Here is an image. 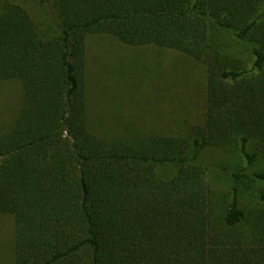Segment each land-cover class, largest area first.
<instances>
[{
    "label": "trees",
    "instance_id": "16d2710c",
    "mask_svg": "<svg viewBox=\"0 0 264 264\" xmlns=\"http://www.w3.org/2000/svg\"><path fill=\"white\" fill-rule=\"evenodd\" d=\"M54 33L0 0V82L20 103L0 131V215L13 217V264H264V218L231 199L219 214L197 150L238 140L248 165L264 142V0H38ZM208 25L248 47L227 64ZM88 34L177 50L203 64V124L183 136L106 138L88 124ZM176 173L159 178L156 165ZM252 176L264 182V170ZM248 220L247 231L236 227Z\"/></svg>",
    "mask_w": 264,
    "mask_h": 264
},
{
    "label": "rangeland",
    "instance_id": "374dc122",
    "mask_svg": "<svg viewBox=\"0 0 264 264\" xmlns=\"http://www.w3.org/2000/svg\"><path fill=\"white\" fill-rule=\"evenodd\" d=\"M14 1L28 10L40 36L53 35L52 20L44 5L38 0ZM208 29L227 64L250 67L252 56L247 46L212 25ZM85 59L88 124L99 136L140 133L179 137L193 125L204 123L206 71L190 56L153 44L129 46L109 34H88ZM19 103V82H0V131L10 124ZM255 146L259 152L251 165L242 156L238 140L197 150L219 214L230 203L232 172L242 170L246 176L237 183L239 205L248 218L254 214L264 218V182L251 174L264 170V142L250 140V147ZM175 173L172 165L155 166L159 178H170ZM249 225L245 219L236 231H247ZM13 232V217L0 215V264H13Z\"/></svg>",
    "mask_w": 264,
    "mask_h": 264
}]
</instances>
